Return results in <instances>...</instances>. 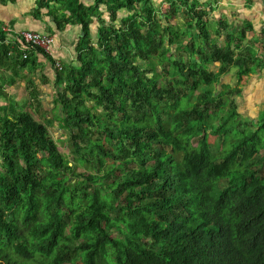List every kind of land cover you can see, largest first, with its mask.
Instances as JSON below:
<instances>
[{
    "label": "trees",
    "instance_id": "obj_1",
    "mask_svg": "<svg viewBox=\"0 0 264 264\" xmlns=\"http://www.w3.org/2000/svg\"><path fill=\"white\" fill-rule=\"evenodd\" d=\"M165 2L35 0L31 14L48 16L51 33L79 29L77 64L55 68L51 110L72 159L7 92L37 58L0 21V264H255L264 109L241 116L236 98L264 69V43L247 38L249 20L234 32L226 18L212 27V2ZM232 68L240 81L219 91ZM225 172V182L212 179ZM255 208V229L240 227L238 210Z\"/></svg>",
    "mask_w": 264,
    "mask_h": 264
},
{
    "label": "rangeland",
    "instance_id": "obj_2",
    "mask_svg": "<svg viewBox=\"0 0 264 264\" xmlns=\"http://www.w3.org/2000/svg\"><path fill=\"white\" fill-rule=\"evenodd\" d=\"M90 1V0H85ZM156 2V5L160 8H165L168 6V3L165 2V0H154ZM212 6L216 4V6H219L220 4L217 2V0H212ZM211 1L206 0L204 5H207ZM35 5V0H16V2H7L6 3V10L8 12H11L13 16H16L19 21V25L23 24H31L30 22H33L34 20L37 21H43L47 20L48 23H52L50 18L48 16H43L40 19L34 18V16L31 14V11L33 10V7ZM209 5V4H208ZM222 6V10L220 11V15L218 13H214L211 11V17L210 21L212 23L213 27V20L216 21L219 17H228L233 20L235 25L230 26L229 31L234 32L237 28L244 25L245 21L249 20L253 24V29L248 31L247 34L251 36L250 40H255L253 37L262 36L260 38H263V30H264V0H250L249 2H246L245 5H236L234 9L231 5L224 3ZM227 6V8L225 7ZM44 10V9H43ZM120 15H123L120 13ZM219 15V16H218ZM107 16V14H105ZM221 17V18H222ZM181 20H184L182 16H178L175 19H172L173 23H179ZM35 22V21H34ZM42 24V23H41ZM73 28L70 25L68 26V30H71L70 33H73ZM78 29V27H76ZM15 30V29H14ZM21 30V29H17ZM33 30V29H31ZM259 32V33H258ZM46 33L52 34L50 31L46 30ZM222 41V38L220 36L219 42ZM257 40L255 47L257 48ZM260 44V43H259ZM70 52V51H69ZM217 66L213 65L212 68L215 69ZM235 69L232 68L228 73L221 76V80L215 84V88L219 89V91H226L227 88L224 87L225 84H231V86H236L238 84V81H240V78L235 77L234 74ZM242 79V78H241ZM200 85V84H199ZM242 88L241 96L236 98V101L239 103V112L241 113V116H246L251 119H257V117L260 115L261 111L264 109V69L259 70L257 73L250 74L248 80L243 81L240 85ZM204 89H206V86L204 84H201L199 86V89L194 92L192 99L195 100L199 93H201ZM7 92L11 95L12 94V88L7 87ZM227 92V91H226ZM228 93L230 94L229 90ZM4 99H0V104H4ZM48 113L40 114V116L43 118L44 121L47 122L49 131L51 135L54 137V139L57 141V145L59 150L69 159L73 158V155L70 150V141L68 138V132L59 126V122L54 119L53 116L55 114L57 115V111L52 112V108H46ZM51 111V112H50ZM50 120V121H49ZM238 128L236 127V130ZM215 140V135L210 133L209 135V141L213 142ZM193 144H197L196 141H193ZM78 171L82 170L77 168ZM85 170V169H83Z\"/></svg>",
    "mask_w": 264,
    "mask_h": 264
},
{
    "label": "crops",
    "instance_id": "obj_3",
    "mask_svg": "<svg viewBox=\"0 0 264 264\" xmlns=\"http://www.w3.org/2000/svg\"><path fill=\"white\" fill-rule=\"evenodd\" d=\"M201 2H205L206 0H200ZM213 3L212 0H209ZM250 0H217L220 4L219 6L214 5V13H222V6L224 3L231 5L234 9L236 5H245L246 2ZM6 3H2L0 1V21L4 22L6 27L10 29H33L35 31L46 33V30L49 31V25L47 20L37 21L34 20L30 22L31 24H23L19 25L18 18L13 16L11 12L6 10ZM219 7L220 9H218ZM227 8V6H225ZM218 15V16H219ZM222 17V16H221ZM220 17V18H221ZM223 19L226 17H222ZM232 25L233 20L230 18H226ZM42 23V24H41ZM71 30H68V27L65 31L62 32H55L52 33L55 37V42L52 46V56H47L42 52L37 51L36 49H26L20 46L21 48L25 49V51H32L35 53L37 58V66L35 68H24L20 70L19 73L21 76L16 78L14 84L10 85L9 87L12 88V94L10 95L15 101L19 108H23L25 110L32 111L33 114L36 113L38 115L42 114L47 110L46 108H53L54 107V99L57 93V85L55 84V67L54 63L55 60L58 59L62 64H77L75 61L76 53H75V44L77 41V36L79 29L76 27L73 28V33H70ZM259 33V32H258ZM251 36L247 35V38L250 41ZM262 36L253 37L257 40V49L261 50V45L264 43ZM260 43V44H259ZM70 51V52H69ZM54 61V62H53ZM5 74H10V70H6ZM44 108V111L42 108Z\"/></svg>",
    "mask_w": 264,
    "mask_h": 264
},
{
    "label": "built area",
    "instance_id": "obj_4",
    "mask_svg": "<svg viewBox=\"0 0 264 264\" xmlns=\"http://www.w3.org/2000/svg\"><path fill=\"white\" fill-rule=\"evenodd\" d=\"M5 30L11 32L9 37L16 40V42L23 48L35 50L37 47H39L48 55L52 56V46L55 42V37L53 34L29 29L14 30L8 27H5ZM27 54L28 52L26 51L24 52L23 56L27 57ZM54 65L58 70L63 68L62 63L58 59L55 60Z\"/></svg>",
    "mask_w": 264,
    "mask_h": 264
},
{
    "label": "clouds",
    "instance_id": "obj_5",
    "mask_svg": "<svg viewBox=\"0 0 264 264\" xmlns=\"http://www.w3.org/2000/svg\"><path fill=\"white\" fill-rule=\"evenodd\" d=\"M209 135H208V142L209 143H213L212 145H213V148H214L217 145V143H218V137H216V134H214L215 135V140L213 142H210L209 141ZM194 141H196L197 144L195 145L192 142V147H196L198 145V143H199L198 140H194ZM210 160L212 162H214L213 159L210 158ZM230 176L231 175H227L226 172H225V173H223L221 175H215V174H213L212 179H217V181L218 180L219 181H222L223 180L225 182L226 180H228V177H230ZM235 188H236L235 197H242V196H244V192L237 193V191H238V185L235 186ZM223 191L224 190H220L219 193H221ZM237 213L238 214L235 216V221H236V223H238L240 225V227L245 226L246 224H249V225H251L255 229V226H254V222H253L252 217L258 214V209L255 208L252 212H249L248 209H240V210H238ZM254 249H255L254 250V253H253L254 263L255 264H259L261 262L264 263V239L263 238H261L260 241L254 246Z\"/></svg>",
    "mask_w": 264,
    "mask_h": 264
}]
</instances>
